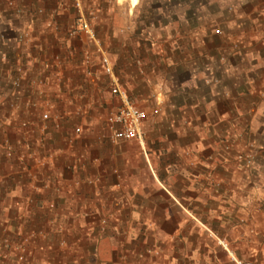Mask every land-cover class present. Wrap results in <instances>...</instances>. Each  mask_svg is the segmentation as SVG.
Listing matches in <instances>:
<instances>
[{
    "label": "crops",
    "instance_id": "obj_1",
    "mask_svg": "<svg viewBox=\"0 0 264 264\" xmlns=\"http://www.w3.org/2000/svg\"><path fill=\"white\" fill-rule=\"evenodd\" d=\"M75 1H13L26 17L16 29L32 41L16 39L10 63L0 66V103L16 102H7L11 119L0 122V144L9 134L25 156H0V264H236L233 258L264 256L263 48L246 61L178 52L152 67L125 40L120 76L148 115L142 141L113 143L99 136L118 99L87 37L68 35ZM5 5L0 0V15ZM18 65L26 78L7 88L8 68ZM38 79L43 84L33 85ZM47 103L53 113L83 112L24 131L21 124L38 123ZM243 151L254 155L251 167L237 160ZM26 238L20 259L15 245Z\"/></svg>",
    "mask_w": 264,
    "mask_h": 264
},
{
    "label": "rangeland",
    "instance_id": "obj_2",
    "mask_svg": "<svg viewBox=\"0 0 264 264\" xmlns=\"http://www.w3.org/2000/svg\"><path fill=\"white\" fill-rule=\"evenodd\" d=\"M11 1L6 0L0 15V66L2 62L10 63L13 55L10 45L21 31H17L16 26L26 19L16 7L12 8L16 2L12 5ZM81 3L121 76L124 75L123 42L128 39L135 43L134 57L149 60L152 67L170 54L178 56V52L205 60L236 57L246 61L255 56L254 47H262L260 55H264V0H138L136 6L132 5V0H81ZM95 56L100 64L98 54ZM15 62L12 59L13 66ZM13 66L6 75L7 88L11 85ZM184 71L177 72L183 74ZM149 72L146 74L155 76L152 69ZM11 101L4 98L3 104L0 103L3 125L11 119ZM250 131L249 128L244 132L247 137L252 134ZM6 138L11 136L7 134ZM0 156L6 157L1 153ZM253 159L252 165L254 155ZM252 264H264V256H259Z\"/></svg>",
    "mask_w": 264,
    "mask_h": 264
},
{
    "label": "built area",
    "instance_id": "obj_3",
    "mask_svg": "<svg viewBox=\"0 0 264 264\" xmlns=\"http://www.w3.org/2000/svg\"><path fill=\"white\" fill-rule=\"evenodd\" d=\"M10 4L13 5V1H11ZM75 7L77 8L79 16L77 15L75 25L72 29H70L68 35L69 37H75L82 34L87 37L89 44L94 48L95 53H97L99 56L102 70L109 81L110 92L112 93V95L117 97L119 103L117 109L111 111L106 118L108 126L107 134L105 136H99V139L102 140L104 137H106L113 143L120 140L127 141L136 139L142 141L144 137L143 123L147 118L148 113L145 109L141 108L134 102L127 88L123 85L121 76L116 70L115 63L112 57L108 53L106 47L103 45L101 39L98 37L92 22L87 17V11L83 10L81 0L75 1ZM21 11V9L17 10L19 14L21 13ZM91 14L94 13L91 12ZM31 41L32 40L30 37V33L28 31L24 30L23 32L18 33L17 42L19 43V45L28 44ZM3 58L6 59L5 56ZM56 61L58 63L61 62L58 56L56 57ZM85 62L86 73L87 75L92 76L94 71L92 67L91 54H86ZM25 78L26 76L23 66H16L14 68L13 75L11 76L13 88L16 90L21 88ZM58 80H63V77H58ZM32 84L41 86L43 84V81L40 79L32 80ZM15 106L16 102L13 101L10 103V107L14 108ZM45 107L46 109L41 113V117L37 121L38 123L33 120H27L21 124V127L24 131L28 133H33L37 129L45 131L52 119L56 121L57 125H60L63 120L78 116L83 112V110L79 108V110H67L66 112H64V114H60L52 112L53 106L50 103H47ZM81 132V126H76L74 128V135H78ZM40 142L43 146L45 145V141L43 139H41ZM225 148L229 149L230 145L226 144ZM0 153L4 154L6 157L13 158L17 156L21 161L25 160V156L16 151V148L11 143L10 138H6L4 143L0 145ZM237 160L240 162H244L247 166H250L252 165L254 159L251 153H246L245 155L239 154L237 156ZM38 163L43 164V159H40ZM28 175L30 176V178H33L36 174L31 169H29ZM83 182L92 183V180L86 179ZM59 227H63V223H60ZM28 241L29 239L26 238L21 243L15 245V248L21 252V255L19 257L20 259H23V253L26 251V244L28 243ZM233 260L236 262V264H252V262L250 261H243L236 258H233Z\"/></svg>",
    "mask_w": 264,
    "mask_h": 264
},
{
    "label": "bare ground",
    "instance_id": "obj_4",
    "mask_svg": "<svg viewBox=\"0 0 264 264\" xmlns=\"http://www.w3.org/2000/svg\"><path fill=\"white\" fill-rule=\"evenodd\" d=\"M138 4V0H132V5L136 6Z\"/></svg>",
    "mask_w": 264,
    "mask_h": 264
}]
</instances>
